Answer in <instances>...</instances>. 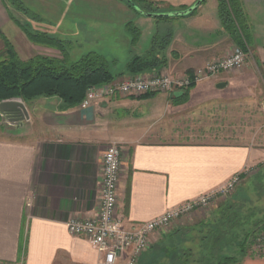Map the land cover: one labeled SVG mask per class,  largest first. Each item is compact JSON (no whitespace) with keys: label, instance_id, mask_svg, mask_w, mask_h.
<instances>
[{"label":"crops","instance_id":"obj_1","mask_svg":"<svg viewBox=\"0 0 264 264\" xmlns=\"http://www.w3.org/2000/svg\"><path fill=\"white\" fill-rule=\"evenodd\" d=\"M149 1L161 2L163 11L196 2ZM241 1L250 24L241 68L185 89L116 94L85 108L78 104L63 110L58 97H37L25 105L28 117L17 123L0 113V264H92L101 258L87 239L71 235L66 223L97 211L102 159L110 143L121 149L117 212L129 223L150 220L211 191L263 159L264 0ZM31 4L39 12L45 7L43 14L54 26H68L65 33H51L56 38L89 42L82 53L96 51L115 60L127 59L130 51L145 52L158 27L170 28L167 63L152 71L176 77L237 46L221 25L218 0H205L194 13L161 22L135 13L124 0ZM128 21L140 31L131 49ZM22 26L0 0L1 43L6 40L22 60L62 57L58 49L29 40ZM188 227L176 226L169 237ZM160 236L153 235L139 264H150L168 243ZM239 264H264V256H246Z\"/></svg>","mask_w":264,"mask_h":264},{"label":"trees","instance_id":"obj_2","mask_svg":"<svg viewBox=\"0 0 264 264\" xmlns=\"http://www.w3.org/2000/svg\"><path fill=\"white\" fill-rule=\"evenodd\" d=\"M124 1L131 10L140 15L165 12L160 7L161 2ZM217 11L223 29L235 44L246 52L250 24L242 1L218 0ZM194 12L195 10L189 14ZM170 18L156 17L158 22ZM126 25L131 32L129 42L131 49L138 42L140 31L132 21H128ZM22 27L29 40L58 49L62 57L35 55L22 60L5 40V49L0 53V101L20 99L28 103L37 97L56 96L61 99L63 110L76 107L92 87L111 82L124 75L150 72L165 66L167 59L164 50L173 35L170 28L158 27L148 49L140 54L130 51L131 54L126 59L123 70L114 71L113 68L118 60L107 58L96 51H88L71 58L68 55V43L45 33L29 31L24 25ZM233 207L231 204L224 206L211 220L200 222L195 230L198 235H194L191 239L187 236L190 232L188 230L174 234V240L166 243L150 264H239L244 257L254 256L252 246L264 242V222H254L252 230L241 228L240 234L236 230L241 224L240 215L238 208ZM194 226L191 229H194ZM169 236L166 241L170 240ZM240 236L241 238L238 239ZM233 244L238 250V257L235 253L226 254L224 250ZM193 246L196 248L194 249Z\"/></svg>","mask_w":264,"mask_h":264},{"label":"built area","instance_id":"obj_3","mask_svg":"<svg viewBox=\"0 0 264 264\" xmlns=\"http://www.w3.org/2000/svg\"><path fill=\"white\" fill-rule=\"evenodd\" d=\"M245 60V52L235 46L231 54L209 60L202 67L181 77L157 70L129 75L90 88L79 103V107L85 108L101 98L116 94L128 96L185 89L221 71L241 68ZM2 101L23 104L20 99ZM120 169V146L110 143L102 159L97 211L90 217L71 219L66 223L71 235L84 237L101 253V258L92 264H116L124 256L125 264H138L142 254L152 245L155 233L165 232L166 227L174 220L208 206L217 197L232 191L240 181V173H235L217 188L173 206L150 220L129 223L117 212Z\"/></svg>","mask_w":264,"mask_h":264},{"label":"rangeland","instance_id":"obj_4","mask_svg":"<svg viewBox=\"0 0 264 264\" xmlns=\"http://www.w3.org/2000/svg\"><path fill=\"white\" fill-rule=\"evenodd\" d=\"M1 1L7 7L10 17H15V19L17 18L29 31L45 33L46 35L56 37L51 33L56 32L57 34L58 33L62 34L65 33L66 30H68V26L62 24L54 26L53 23L49 22L50 20L47 17L45 18L46 15H44L47 13L45 7L44 9L41 8L43 10L42 12L40 11L41 13L37 9H34L33 4H31L32 1L34 0H24V1L1 0ZM160 7L162 8V5ZM181 10L182 9L170 10L168 12L181 11ZM60 13H64L63 9L60 10ZM43 16L45 19L43 18ZM63 41L69 44L68 45L69 51L72 52L76 57L81 55V53L83 52V48H85L88 45L87 43H89V42H83L82 40L80 41L63 40ZM2 44H3V48L1 50V53L5 49L4 46L5 44L4 42L1 43L0 41V47L2 46ZM125 62L126 59L119 57L117 65L113 68L114 71L123 70ZM22 102L24 106L28 104L25 101ZM6 123L7 121L4 120V122H2L1 125H6ZM262 147L264 148V145ZM229 204H231L232 207L235 206L236 208H238L237 210L240 215L241 224L237 227L236 230H238L240 234L242 233L241 228L242 230H252L254 222L256 223L264 222V156L263 159L259 161L257 164L248 167L246 170L240 173V181L232 191L228 192L225 195H221L217 197L208 206L201 208V211L197 212L196 216L189 215L192 213L191 212L187 215H183L178 219L174 220L166 227L165 232L160 233L161 234L160 237L163 239L164 238L167 239L170 232H172L176 226H181V227L189 226L185 230L190 231L187 233V236L188 238L191 239L194 237V235H198L195 230L198 228L196 226L200 222L211 220L220 211V208L224 206H228ZM193 225H195L194 226L195 228L191 229V227L193 228ZM240 238L241 236L238 237V239ZM196 239L198 241V236ZM173 240L174 238L172 236V238H170L168 243H170ZM236 243L237 241L235 242V244ZM235 244L228 246L224 249L226 254L232 255L235 253L237 254V257L239 256ZM259 246H261L260 247L261 249L259 248ZM193 248L195 249L196 247L193 246ZM252 250L255 252L254 256H259V254L261 256H264V242L263 241L260 242L259 245H257V243L256 245L254 244L252 246Z\"/></svg>","mask_w":264,"mask_h":264},{"label":"water","instance_id":"obj_5","mask_svg":"<svg viewBox=\"0 0 264 264\" xmlns=\"http://www.w3.org/2000/svg\"><path fill=\"white\" fill-rule=\"evenodd\" d=\"M201 2L202 0H196L194 4L181 11L150 13L146 14V16L156 18L187 15L191 11L195 10L201 4ZM0 113L4 115L5 118L11 123L22 122L28 117L26 107L22 103L15 101L0 102Z\"/></svg>","mask_w":264,"mask_h":264}]
</instances>
